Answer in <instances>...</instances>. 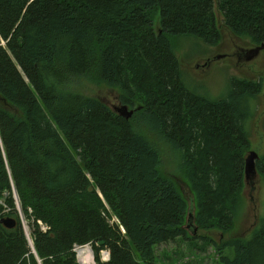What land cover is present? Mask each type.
I'll use <instances>...</instances> for the list:
<instances>
[{
	"label": "trees",
	"instance_id": "1",
	"mask_svg": "<svg viewBox=\"0 0 264 264\" xmlns=\"http://www.w3.org/2000/svg\"><path fill=\"white\" fill-rule=\"evenodd\" d=\"M215 6L235 36L264 46V0H0V221L16 220L0 223V264H79L86 245L95 264H159L157 247L196 238L163 153L189 180L198 229L233 228L262 84L232 79L224 99L197 96L172 41L216 46ZM84 82L140 108L125 120ZM217 247L219 264H264V219L249 241Z\"/></svg>",
	"mask_w": 264,
	"mask_h": 264
},
{
	"label": "rangeland",
	"instance_id": "2",
	"mask_svg": "<svg viewBox=\"0 0 264 264\" xmlns=\"http://www.w3.org/2000/svg\"><path fill=\"white\" fill-rule=\"evenodd\" d=\"M216 3V0H215ZM217 23L221 32V41L216 46H210L202 40L191 36H180L172 39L173 49L177 55L182 70L183 82L187 89L197 96L210 101H219L227 97L231 90L232 79L246 80L262 84L261 93L253 100L254 113L248 123L249 147L244 151V159L250 152H255L258 158L255 161L256 175L249 181L244 177V185L240 199L234 207L233 228L223 233L222 230L211 228L209 230L198 229L194 240L177 239L175 242L160 245L156 249L157 262L159 264H219V253L217 245H221L231 239H242L249 241L255 230L264 219V49L253 58L251 51L259 47L248 37L235 36L223 22V16L215 6ZM209 59V66L204 61ZM78 90L81 93L97 98L110 107L116 114L115 109L123 105L119 102V91L104 85H94L89 82L82 83ZM138 107V108H137ZM138 103L135 108L129 107V111L139 109ZM133 113V115H134ZM132 118V117H131ZM161 149H165L159 141ZM166 151V150H164ZM163 166L165 171L175 176L181 190L188 199V214L194 210L197 216L195 197L191 192L189 180L175 170L174 156L163 153ZM262 167V169H259ZM208 191V188L204 190ZM8 195V194H7ZM7 195H5L7 197ZM13 198L16 197L13 193ZM102 198V197H101ZM17 202V201H16ZM0 204L3 201L0 200ZM8 210V209H7ZM188 214L186 220L188 219ZM24 230L30 236L29 222L21 217ZM116 220L112 219V222ZM187 222H185L186 224ZM186 228V225H184ZM188 237H195L191 230L187 231ZM213 242V243H212ZM89 248L93 256L92 264H95L94 249L91 245L77 247L79 249ZM107 252L103 249L101 252ZM100 252V258L103 254ZM104 252V253H105ZM225 256L234 257V250L228 249ZM77 262L80 264L77 257Z\"/></svg>",
	"mask_w": 264,
	"mask_h": 264
},
{
	"label": "water",
	"instance_id": "3",
	"mask_svg": "<svg viewBox=\"0 0 264 264\" xmlns=\"http://www.w3.org/2000/svg\"><path fill=\"white\" fill-rule=\"evenodd\" d=\"M262 49H264V46L261 45L255 50L251 51L253 53L250 57L253 58L255 55H257ZM116 112H118V115L125 118V120H130L133 116V110L129 111L128 106H122L120 109H115ZM258 158L257 154L255 152H250L248 157L245 159V169H244V177L246 180L251 181L254 176L256 175V166L255 161ZM14 195L16 197L17 205H18V211L21 216V209L19 206V200L16 191L14 190ZM22 217V216H21ZM1 224H3L8 229H13L16 226V220L13 218H4L0 221ZM186 230L192 232L193 236H197L198 227L195 225V218H194V210H191L188 214V219L186 223ZM26 236L29 238L26 230H25Z\"/></svg>",
	"mask_w": 264,
	"mask_h": 264
},
{
	"label": "bare ground",
	"instance_id": "4",
	"mask_svg": "<svg viewBox=\"0 0 264 264\" xmlns=\"http://www.w3.org/2000/svg\"><path fill=\"white\" fill-rule=\"evenodd\" d=\"M28 232V231H27ZM80 264H92L93 256L89 248H82L78 251Z\"/></svg>",
	"mask_w": 264,
	"mask_h": 264
},
{
	"label": "built area",
	"instance_id": "5",
	"mask_svg": "<svg viewBox=\"0 0 264 264\" xmlns=\"http://www.w3.org/2000/svg\"><path fill=\"white\" fill-rule=\"evenodd\" d=\"M42 229L43 230H46L47 228L45 227V226H42ZM76 249H77V247H76ZM80 250V249H79ZM105 251H103V252H101V254H103V256H102V261H108L109 260V258H110V254H109V252L107 251V252H105ZM77 257H78V253H77ZM80 262V261H79Z\"/></svg>",
	"mask_w": 264,
	"mask_h": 264
},
{
	"label": "flooded vegetation",
	"instance_id": "6",
	"mask_svg": "<svg viewBox=\"0 0 264 264\" xmlns=\"http://www.w3.org/2000/svg\"><path fill=\"white\" fill-rule=\"evenodd\" d=\"M204 63L206 66H209V63H210L209 59L205 60Z\"/></svg>",
	"mask_w": 264,
	"mask_h": 264
}]
</instances>
